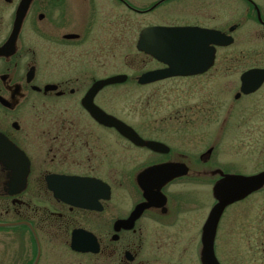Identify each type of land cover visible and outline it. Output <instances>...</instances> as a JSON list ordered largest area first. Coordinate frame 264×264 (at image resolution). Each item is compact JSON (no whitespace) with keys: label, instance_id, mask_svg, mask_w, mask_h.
<instances>
[{"label":"flooded vegetation","instance_id":"obj_1","mask_svg":"<svg viewBox=\"0 0 264 264\" xmlns=\"http://www.w3.org/2000/svg\"><path fill=\"white\" fill-rule=\"evenodd\" d=\"M173 3L194 6L195 22L148 21ZM156 26L215 30L230 43L205 72L145 84L166 66L140 52L146 111L153 119L168 103L176 123H129L120 49L138 51ZM251 69L264 70V0H0V264H204L217 184L264 172L263 149H217L228 125L235 142L264 146V81L241 91ZM215 221L217 264H263L264 185Z\"/></svg>","mask_w":264,"mask_h":264},{"label":"water","instance_id":"obj_2","mask_svg":"<svg viewBox=\"0 0 264 264\" xmlns=\"http://www.w3.org/2000/svg\"><path fill=\"white\" fill-rule=\"evenodd\" d=\"M146 41H151L153 45L145 47L142 43ZM212 44L226 45V37L216 31L195 28H150L144 30L141 34L139 49L168 65L165 70L147 73L143 76L144 81L193 75L205 70V67L209 68L212 65L215 53V49L209 47ZM203 58H205L206 64H204V61L201 62ZM203 64L205 65L204 68L199 69ZM263 74L264 72L261 70L247 72L242 77L243 92L249 93L257 89L264 80ZM121 80H123V77H115L103 81L102 84ZM99 119L111 124L121 123L101 112ZM263 185L264 172L255 176H227L217 184L219 202L211 210L203 230L202 259L204 264H217L212 248L213 230L215 220L219 218L224 207L243 199Z\"/></svg>","mask_w":264,"mask_h":264},{"label":"rangeland","instance_id":"obj_3","mask_svg":"<svg viewBox=\"0 0 264 264\" xmlns=\"http://www.w3.org/2000/svg\"><path fill=\"white\" fill-rule=\"evenodd\" d=\"M186 4V0H185ZM182 5H178L177 3H173L170 6H168L167 9H160L155 15V17H150L149 22L154 24H164V25H185L190 24L192 25L195 21L192 20L189 15L193 16L195 13L194 6L187 7L186 5L183 6L186 11L182 12L184 9L181 8ZM172 7V8H170ZM138 18V17H137ZM206 24V23H205ZM228 49L222 48L218 50V57L222 58L226 55L228 52L226 51ZM144 57L141 53H138L134 48H127V47H121L120 49V62L117 64L118 70L117 72L127 73L131 76V82L125 83L121 85V99H120V118L128 121L129 123H176V109H173V107H170L168 103L162 102L161 106L157 109L160 110V113H156L155 117L152 119L150 117V114L146 111V91L144 88L140 87V85H137L134 83L136 73H139L138 71L141 69V59ZM135 62V69L136 72L130 71L127 67L124 66V62L126 65L130 64V62ZM128 63V64H127ZM120 64V66H119ZM131 65V64H130ZM145 66V65H144ZM218 68L217 71H222ZM134 67V66H133ZM126 68V69H125ZM215 70V69H214ZM213 71V70H212ZM142 73V72H140ZM139 73V74H140ZM134 83V84H133ZM132 104H136V114L129 113V106ZM169 104L171 105L172 102L170 100ZM129 110V111H128ZM133 112V111H131ZM169 129V137H175L177 128L174 127L172 124H169L167 126ZM225 134H222L221 139L218 143V153H254V154H264V146H257V145H249L250 143L246 142L243 144L238 143L237 141L231 137H234L233 129L230 128V125H228L227 130H225ZM174 134V135H172ZM220 136V134H218ZM245 144V145H244ZM241 157V156H239ZM251 168L247 172H251ZM201 200L202 202H205V200H208L207 194L202 192L201 194ZM264 241V240H263ZM263 264H264V258H262Z\"/></svg>","mask_w":264,"mask_h":264}]
</instances>
